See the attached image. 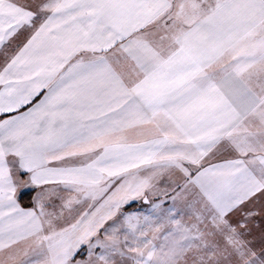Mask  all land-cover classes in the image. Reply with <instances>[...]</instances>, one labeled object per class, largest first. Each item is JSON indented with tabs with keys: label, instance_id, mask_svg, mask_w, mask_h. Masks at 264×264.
<instances>
[{
	"label": "crops",
	"instance_id": "0c3cea01",
	"mask_svg": "<svg viewBox=\"0 0 264 264\" xmlns=\"http://www.w3.org/2000/svg\"><path fill=\"white\" fill-rule=\"evenodd\" d=\"M251 201L264 0H0V264H260Z\"/></svg>",
	"mask_w": 264,
	"mask_h": 264
},
{
	"label": "rangeland",
	"instance_id": "374dc122",
	"mask_svg": "<svg viewBox=\"0 0 264 264\" xmlns=\"http://www.w3.org/2000/svg\"><path fill=\"white\" fill-rule=\"evenodd\" d=\"M18 44V43H17ZM16 43H8V44H4V50L2 52L3 55H7L9 53H12V49L15 50L16 48ZM186 171H183L180 173V171H178L177 173L173 174L175 176V179L177 178L178 180H180V184L182 185L183 183L187 182V177H186ZM180 186L181 190L185 189V187ZM103 189H101L102 191ZM182 192V191H181ZM179 196V193L177 194V197ZM184 197H186L184 195ZM168 200L167 199H163V198H153L151 199V206H142V208H147V210H156V211H160L158 209V207L161 206L162 203H166ZM192 202H181L179 204H177L178 209L179 210H188V211H197V210H207V208L205 207L204 204L202 203H197L193 200H191ZM187 202V203H186ZM186 203V204H184ZM239 214L238 217L240 218H236L233 219L232 221L234 223H237L238 225H244L246 227H249V229L254 228L258 233H259V241L261 243V252H260V264H264V202H248L245 205H243L240 209H239ZM233 223V225H235ZM106 238H104L103 240H101L100 244H103L105 242H107L105 240ZM123 236L120 237L119 239H114L113 243V252L111 255L110 252H105L102 246H100V249L103 253H109L113 258V261L111 263H108L107 261L102 262L100 264H157V261H151V256H152V245L151 243H149L148 245V249L147 251L145 250H138V249H129L127 247L123 246V243H125L123 241ZM156 239V238H155ZM159 239V238H158ZM156 241V240H155ZM154 241V243H155ZM106 246V244H105ZM155 246V245H154ZM110 248V247H109ZM155 248V247H154ZM110 251H112V248H110Z\"/></svg>",
	"mask_w": 264,
	"mask_h": 264
},
{
	"label": "trees",
	"instance_id": "16d2710c",
	"mask_svg": "<svg viewBox=\"0 0 264 264\" xmlns=\"http://www.w3.org/2000/svg\"><path fill=\"white\" fill-rule=\"evenodd\" d=\"M20 202L25 207L31 206L33 203V192L29 191V192L23 193L20 197Z\"/></svg>",
	"mask_w": 264,
	"mask_h": 264
},
{
	"label": "water",
	"instance_id": "95a60500",
	"mask_svg": "<svg viewBox=\"0 0 264 264\" xmlns=\"http://www.w3.org/2000/svg\"><path fill=\"white\" fill-rule=\"evenodd\" d=\"M146 201H148V200H146Z\"/></svg>",
	"mask_w": 264,
	"mask_h": 264
}]
</instances>
